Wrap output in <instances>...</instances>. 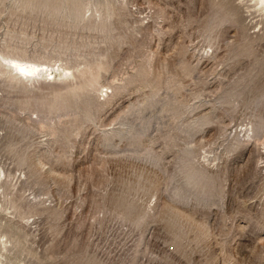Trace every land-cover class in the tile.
Here are the masks:
<instances>
[{
    "label": "rangeland",
    "instance_id": "374dc122",
    "mask_svg": "<svg viewBox=\"0 0 264 264\" xmlns=\"http://www.w3.org/2000/svg\"><path fill=\"white\" fill-rule=\"evenodd\" d=\"M254 1L0 0V264H264Z\"/></svg>",
    "mask_w": 264,
    "mask_h": 264
},
{
    "label": "bare ground",
    "instance_id": "6f19581e",
    "mask_svg": "<svg viewBox=\"0 0 264 264\" xmlns=\"http://www.w3.org/2000/svg\"><path fill=\"white\" fill-rule=\"evenodd\" d=\"M257 2V5L262 7L264 9V0H255ZM254 1V2H255ZM20 70L25 71L26 73H30L29 71L25 70L24 68H20Z\"/></svg>",
    "mask_w": 264,
    "mask_h": 264
}]
</instances>
